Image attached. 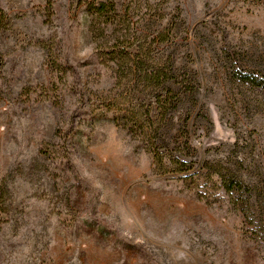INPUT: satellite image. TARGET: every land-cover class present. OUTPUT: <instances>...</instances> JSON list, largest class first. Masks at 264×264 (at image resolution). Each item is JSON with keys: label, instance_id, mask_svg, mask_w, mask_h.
<instances>
[{"label": "rangeland", "instance_id": "1", "mask_svg": "<svg viewBox=\"0 0 264 264\" xmlns=\"http://www.w3.org/2000/svg\"><path fill=\"white\" fill-rule=\"evenodd\" d=\"M101 1L0 0V264H264V0Z\"/></svg>", "mask_w": 264, "mask_h": 264}, {"label": "trees", "instance_id": "2", "mask_svg": "<svg viewBox=\"0 0 264 264\" xmlns=\"http://www.w3.org/2000/svg\"><path fill=\"white\" fill-rule=\"evenodd\" d=\"M114 12L115 11V6H114V1L113 0H109V2H104L101 1L99 2V4L95 7V12H97L98 14H108L110 12ZM2 16L0 15V22H2ZM228 56H231L230 52H228L227 54ZM236 61V65L235 67L238 69H241V66L238 64V60L237 58L231 57ZM143 63V59L138 57V60L129 58L127 59V61L124 62L123 65H121V68L123 69H141V64ZM161 70H157V71H152L151 73H149L154 80L158 81L161 86L167 82L172 80V71L170 70H164L167 69L165 67L160 68ZM172 69V64H171V68ZM150 75H148L150 77ZM240 77L247 81L249 84H253L254 86H257L259 89H264V76L263 75H255L253 72L251 71H242L240 74ZM159 101V109H161L162 111L165 112L162 113L164 115H166V111L168 109V105L171 103L169 102L167 99L162 100V97L158 99ZM152 123V119L148 118L145 119L143 121V123ZM220 173V172H219ZM223 178V182L225 183V187L227 189V191H234V190H242V189H249L250 191L253 189L250 186H245L244 182L239 179L237 176H233L230 177L229 179L226 178V176L222 173L220 174ZM2 196L0 195V205L3 206V204L5 203L4 200H1ZM249 208H250V202L248 203Z\"/></svg>", "mask_w": 264, "mask_h": 264}]
</instances>
